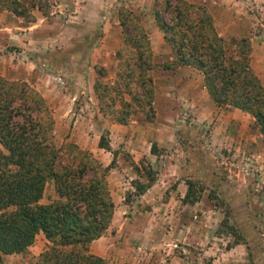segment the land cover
Returning <instances> with one entry per match:
<instances>
[{
    "label": "rangeland",
    "instance_id": "rangeland-1",
    "mask_svg": "<svg viewBox=\"0 0 264 264\" xmlns=\"http://www.w3.org/2000/svg\"><path fill=\"white\" fill-rule=\"evenodd\" d=\"M15 1L28 17L18 19L19 26L15 22L11 28L17 36L13 44L5 43L0 35V77L25 83L41 96L52 118L56 146L72 143L89 151L102 166L109 164L111 154L97 148L99 136L116 151L113 168L105 177L114 212L98 237L106 250V264H264V148L258 127L247 113L228 105L216 106L196 70L158 67L170 53L153 20L155 0ZM183 1L205 9L224 45L232 37L248 39L250 67L264 87V0ZM8 8L9 0H0V12L7 11L12 17ZM120 8L131 9L139 17L154 64L148 71L152 120L130 104L125 122L168 129L158 134L162 147L155 138L140 141L141 147L151 145L154 153L140 155L136 161L122 149V124L112 120L121 117L122 98L129 102L124 88L142 103L138 69L131 67L125 87L115 56L123 46ZM4 20L0 25L12 24L11 19ZM26 23L30 29L23 28ZM95 82L101 102L93 88ZM186 88L203 89L208 106L189 113L183 100ZM107 101H111L109 107H104ZM188 127L190 134L185 133ZM187 147L206 158L204 178L190 183L189 195L195 196V203H184L176 194L169 210L151 212L149 199L136 201L129 196L124 200L127 207H120L122 200L116 196L131 189L128 178H136L131 165L136 163L139 176L146 178L141 168L148 164L155 178V173H162L175 159L182 166ZM169 187L175 189L176 181L172 184L171 180ZM53 198L52 186L45 185L40 202ZM41 240L44 244L42 237L35 236L29 247ZM29 247L20 256L33 264L36 255H31Z\"/></svg>",
    "mask_w": 264,
    "mask_h": 264
},
{
    "label": "trees",
    "instance_id": "trees-1",
    "mask_svg": "<svg viewBox=\"0 0 264 264\" xmlns=\"http://www.w3.org/2000/svg\"><path fill=\"white\" fill-rule=\"evenodd\" d=\"M9 3L11 13L28 17L15 0ZM152 6L153 20L170 53L158 67L196 70L216 106L228 105L253 118L264 148V87L251 70L248 39L232 37L224 45L205 9L183 0H155ZM118 11L123 46L115 56L122 67V85L127 86L131 67L137 68L142 103L124 88L129 102L122 98L121 117L112 120L126 123L130 104L152 120L148 71L154 64L148 36L131 9ZM109 102L104 107H109ZM49 115L43 99L30 86L0 77V264H4L5 255L25 251L38 233L45 245L33 264H106L89 252L88 245L102 235L112 217L105 177L113 168L116 151L99 136L97 148L111 154L109 164L102 166L89 151L72 143L56 146ZM149 152L154 153L151 145ZM141 169L147 182H133L134 195L144 193L153 180L148 164ZM135 170L139 172L138 167ZM48 184L54 198L41 203ZM186 186L183 201L190 204L196 200L189 195L190 183Z\"/></svg>",
    "mask_w": 264,
    "mask_h": 264
},
{
    "label": "crops",
    "instance_id": "crops-1",
    "mask_svg": "<svg viewBox=\"0 0 264 264\" xmlns=\"http://www.w3.org/2000/svg\"><path fill=\"white\" fill-rule=\"evenodd\" d=\"M131 11L133 12V10H131ZM9 14L10 13L7 11H1L0 12V20H2V19L4 20L5 17L12 20L11 25H8L7 23H6L7 26L0 25V32L5 31V32H3V34H0V35H3V41H5V43L10 42L11 44H13L14 39L17 38V36H14V34L11 33V28L15 25V22L19 26V24L17 23L18 19L21 18L23 21L25 19L23 17L16 16L13 14L11 17ZM69 16L74 17L75 15L70 14ZM4 22H6V21L4 20ZM29 24L30 23H26V25H23V28L30 29ZM7 32H8V34H6ZM189 89H190V92H189ZM206 97H207V94H205L203 89H199L197 92L195 90H191V88H186L185 89V95L183 96V100L185 101L186 110L191 114L194 113L195 111H197L198 108H199V110H204L205 106H208ZM234 113L235 112H233L232 114H234ZM227 128L230 129L229 127H227ZM164 129L168 130L165 127H157L156 128V127H151L149 125L140 126L135 122H129L127 124L124 123V124H122V149H126L125 151L130 155V159L132 161H136L140 157V155H147V154L150 155V152H149L150 147L149 148L141 147L140 141L145 143L147 138H149V139L155 138L157 141V145L158 146L160 145V147H162L164 145V143L160 144V142L158 140V134L162 133ZM191 130H192V128L188 127V128H186L185 133L190 134V133H192ZM140 133H141V135H140ZM195 154H197V156H195ZM183 155H184V161L182 163V166L180 163H178L179 160H177V159H175V162H173V161H172V163L169 162L168 165H166L163 168L162 173H155L154 174L155 178L153 177V180L150 182L148 188L141 195H134V193H133L134 192L133 182L138 181L140 183H145V182H147V179L144 176H142V177L139 176V174L135 170V167H138L136 163H134L133 166L130 164L132 169L134 170L136 178L134 177L133 180H131L132 178H128L131 181L130 185H129V188H131V189H129V191H127L128 189L125 190L127 192L123 191L122 197L116 196L119 198V200H122L120 207H122V208L127 207V205L124 204L125 203L124 200H126V197H128V195H129L132 197L133 196L136 197L137 198L136 201H141V199H144V198L149 199L150 200V207L152 208L151 212H157V211L163 212V211L169 210L173 206L172 200H174V196L176 194H178L179 198L184 197L185 193L187 192V186H186L187 182L191 183L192 179H194V178H199V179L204 178V174H202V170L203 171L206 170L204 167L206 165V164H204V163H206V158L203 157L201 154H198L197 152H193V153L190 152L188 147H187V151H185L183 153ZM168 166L170 168H172L173 170H170L168 168ZM139 171H140V168H139ZM171 180H172V184L175 183V181H176V188L175 189H172L169 187V182ZM125 189H126V187H125ZM165 196L170 198V199H168V202H164L161 200V198H163ZM138 198H140V199H138ZM193 203H195V201ZM37 235L43 238L41 233H38ZM99 239L100 238L92 240L88 245V250H89V246H90V249H92V251L90 250L89 252L91 254L104 259V255L106 253V250H104V248H101V242H99ZM103 240L106 241L105 239H103ZM44 245H45V240H44V244L41 240V243H37V246L29 247V250H31V255L37 256L38 253L42 250L41 248L44 247ZM4 259L5 258H3V260ZM20 260H23L22 264H27V260L22 259L20 254L7 255V259L4 261H5V264H21ZM196 260H197V262H199V259H196ZM198 264H200V263H198Z\"/></svg>",
    "mask_w": 264,
    "mask_h": 264
}]
</instances>
